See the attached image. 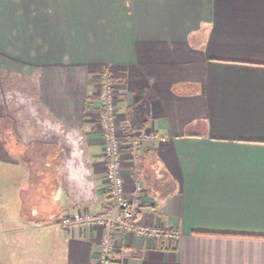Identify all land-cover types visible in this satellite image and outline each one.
<instances>
[{
    "label": "crops",
    "instance_id": "0c3cea01",
    "mask_svg": "<svg viewBox=\"0 0 264 264\" xmlns=\"http://www.w3.org/2000/svg\"><path fill=\"white\" fill-rule=\"evenodd\" d=\"M105 70L119 127L166 139L126 144L127 195L180 234L114 264H264V0H0V264H96L99 231L55 221L112 210Z\"/></svg>",
    "mask_w": 264,
    "mask_h": 264
},
{
    "label": "built area",
    "instance_id": "2783aa9c",
    "mask_svg": "<svg viewBox=\"0 0 264 264\" xmlns=\"http://www.w3.org/2000/svg\"><path fill=\"white\" fill-rule=\"evenodd\" d=\"M96 95L100 102L97 122L102 130L104 141L103 165L105 168V184L112 210L106 214H93L87 210H76L60 217L56 224L62 229H97L100 233L99 251L96 264H114L117 251V237L130 234L140 237L161 238L169 242H177L180 234L177 230H168L162 226L145 225L139 220L138 213L144 207V188L136 183L131 196L127 195L126 182L123 175V155L126 144L139 148L147 141L165 138L144 130L127 133L117 122L120 109L119 90L110 72L98 75Z\"/></svg>",
    "mask_w": 264,
    "mask_h": 264
},
{
    "label": "rangeland",
    "instance_id": "374dc122",
    "mask_svg": "<svg viewBox=\"0 0 264 264\" xmlns=\"http://www.w3.org/2000/svg\"><path fill=\"white\" fill-rule=\"evenodd\" d=\"M105 71L110 72L109 70H105ZM110 73H111V72H110ZM118 90H119V88H118ZM42 119H43V118H42ZM43 121L45 122V120H43ZM43 121H42V123H43ZM44 124H45V123H44ZM104 170H105V168H104ZM10 182H15V181H10ZM61 217H62V216H61ZM58 219H59V218H58ZM58 219H57V220H58ZM57 220H56V221H57ZM56 221H55V222H56ZM11 262H12V261H11Z\"/></svg>",
    "mask_w": 264,
    "mask_h": 264
}]
</instances>
